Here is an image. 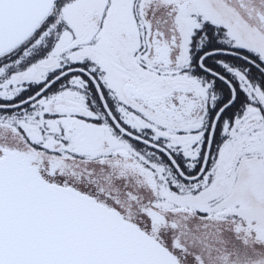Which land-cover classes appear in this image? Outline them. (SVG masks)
I'll use <instances>...</instances> for the list:
<instances>
[{
	"label": "snow or ice",
	"instance_id": "1",
	"mask_svg": "<svg viewBox=\"0 0 264 264\" xmlns=\"http://www.w3.org/2000/svg\"><path fill=\"white\" fill-rule=\"evenodd\" d=\"M0 264H264V0H0Z\"/></svg>",
	"mask_w": 264,
	"mask_h": 264
}]
</instances>
